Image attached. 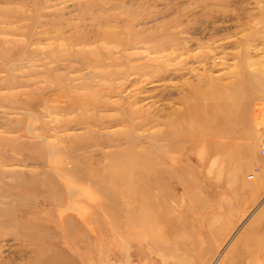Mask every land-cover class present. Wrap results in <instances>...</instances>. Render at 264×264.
Returning <instances> with one entry per match:
<instances>
[{"label": "rangeland", "instance_id": "374dc122", "mask_svg": "<svg viewBox=\"0 0 264 264\" xmlns=\"http://www.w3.org/2000/svg\"><path fill=\"white\" fill-rule=\"evenodd\" d=\"M0 264H264V0H0Z\"/></svg>", "mask_w": 264, "mask_h": 264}, {"label": "bare ground", "instance_id": "6f19581e", "mask_svg": "<svg viewBox=\"0 0 264 264\" xmlns=\"http://www.w3.org/2000/svg\"><path fill=\"white\" fill-rule=\"evenodd\" d=\"M243 95V94H242ZM209 127V126H208ZM203 128V127H202ZM155 218V217H154Z\"/></svg>", "mask_w": 264, "mask_h": 264}]
</instances>
